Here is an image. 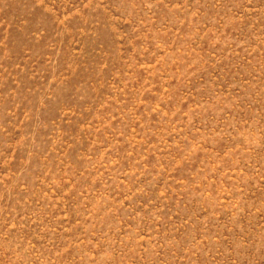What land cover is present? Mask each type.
I'll return each instance as SVG.
<instances>
[{
  "label": "rangeland",
  "instance_id": "1",
  "mask_svg": "<svg viewBox=\"0 0 264 264\" xmlns=\"http://www.w3.org/2000/svg\"><path fill=\"white\" fill-rule=\"evenodd\" d=\"M0 264H264V0H0Z\"/></svg>",
  "mask_w": 264,
  "mask_h": 264
}]
</instances>
